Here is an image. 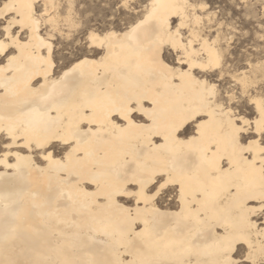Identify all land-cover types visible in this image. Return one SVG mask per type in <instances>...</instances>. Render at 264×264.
I'll use <instances>...</instances> for the list:
<instances>
[{
  "label": "bare ground",
  "instance_id": "obj_1",
  "mask_svg": "<svg viewBox=\"0 0 264 264\" xmlns=\"http://www.w3.org/2000/svg\"><path fill=\"white\" fill-rule=\"evenodd\" d=\"M44 3L49 33L40 25L23 48L9 51L16 56L11 65L0 57V145L11 143L8 128L16 135L11 149L0 148V264H222L249 254V264H260L264 145L241 151L245 138H259L254 131L234 145L227 108H205L204 120L185 122L201 105V83H214L208 77L221 72L198 67L180 78L173 69L188 58L183 49L195 53L193 63L206 66L217 60L222 65L224 51L194 26L187 36L176 35L181 23L201 20L195 5L148 0L143 14L120 31L90 28L103 43L87 42L88 51L59 70L53 33L61 35V26L75 22L53 0ZM259 72L250 66L237 80L253 85ZM243 97L252 106L249 114L232 111L254 127L264 98L253 89ZM124 105L150 115L133 112L129 125L115 113ZM199 123L202 135L194 133ZM149 177L158 180L155 188L174 183L147 202L113 194L136 192ZM230 242L235 251L226 257Z\"/></svg>",
  "mask_w": 264,
  "mask_h": 264
},
{
  "label": "rangeland",
  "instance_id": "obj_2",
  "mask_svg": "<svg viewBox=\"0 0 264 264\" xmlns=\"http://www.w3.org/2000/svg\"><path fill=\"white\" fill-rule=\"evenodd\" d=\"M188 1L195 5L194 11L199 14L201 20L199 23L194 24L190 18L186 29L181 30L183 36H187L188 28L194 26L200 36L209 37L210 40L217 39L216 43L220 48L222 47L221 50L224 49V51L222 50L223 72H221V75L232 69V72L228 73L227 76L229 83L234 84L231 80L232 75L247 70L250 66H259L260 72L257 74L255 83H253V90H256V93L260 95L258 84L261 79H264V67H261V51L264 45L259 40V33L257 32L259 18L255 9L242 7V5L248 3V0ZM53 2L62 15L69 11L70 6V16L74 20L73 23L75 22L72 28H67L66 24L64 27L61 26L63 28L61 35L53 33L54 37L57 38V40L56 38H54L55 40L52 39L53 45H55L54 61L60 70L65 63V66L69 65L88 51L85 31L88 32L90 28L101 31H120L143 14L144 6L148 0H130V7L124 10L114 7L115 0H53ZM256 2L258 3L259 0H256ZM38 4L37 6L41 7L42 0ZM61 5H64V7L61 8ZM200 6L203 8H200ZM172 22L175 25L178 19L173 18ZM221 25H223V28H221ZM41 30L44 34L49 33V26L42 22ZM168 51L167 61L173 64L175 55L171 50ZM216 73L217 70L212 72V77H208L209 80L213 81L214 79V83H216L217 75H220ZM208 75L210 74L208 73ZM217 87L218 89L225 88L226 85L217 84ZM251 107L246 98L239 97L236 107L233 109L242 110L249 114Z\"/></svg>",
  "mask_w": 264,
  "mask_h": 264
},
{
  "label": "snow or ice",
  "instance_id": "obj_3",
  "mask_svg": "<svg viewBox=\"0 0 264 264\" xmlns=\"http://www.w3.org/2000/svg\"><path fill=\"white\" fill-rule=\"evenodd\" d=\"M0 4H3V8L5 9L3 13H0V57L6 56L7 63L11 65L16 60V56L7 55V53L9 51H18L25 46L22 41H25L26 39L27 41H30L34 36H36V33L40 31L42 18H44V22H47L46 18L48 16V13L46 11H42L41 7L43 9H47L48 4L44 3L41 7H38V0H28L27 3L20 4H17L15 2L9 4L4 2V0H0ZM63 7L64 5H61V8ZM114 7H119L121 10L128 9L130 7V0H115ZM242 7L254 8L257 12L259 18V28L257 29V32L259 33V40L261 44L264 45V0H259L258 3L256 2V0H248V3L242 5ZM20 9H26L27 14L25 15L23 11H19ZM70 10L71 9L69 6V11ZM10 14L14 15H11L10 17ZM197 23H199V20H197ZM138 27L139 25H137V28ZM16 28H19V31H14V29ZM221 28H223V25H221ZM183 29H186V25L181 23V25H179L177 28L176 35L179 36L180 31ZM27 31H31L32 35L25 38L23 33ZM133 31H135V29H133ZM189 35H191V33ZM85 36L86 42H91L92 44H95L97 41H101V37L95 31H85ZM108 38V36L104 37V39ZM102 43L103 41H101V44ZM191 43V40L187 41V44ZM172 46L175 47L178 52L181 51V45L178 42H174ZM48 47L49 50H51V46ZM183 50L188 58H181L178 61L181 67L173 69L174 72L178 73L180 78L191 76L192 70L198 67L206 68L210 66L211 68H216L220 72H223V66L219 63L218 60L216 62L209 61V65L207 66L202 64L198 65L193 63L191 59V57L195 55V53H188L186 47ZM261 67H264V48H262L261 51ZM231 72L232 69H229L228 73ZM228 73H225L224 75H217L216 83L209 84L208 81H203L201 83V87L203 88V91L205 93V95L202 97L201 105L199 108L193 109L187 114L185 122L197 123V121L204 120L205 116L207 115V113L204 112L205 108H212L213 111L218 108L222 113L223 110L227 108L229 109L227 115L230 117L228 121V124L231 128L230 141L234 145L240 144V137L245 132L254 131L258 134V139L245 138L247 147L241 146L242 152L250 153L254 148L260 145H264V99H262L258 105V107L260 108V119L255 122V126L253 127V122L251 120L245 119L244 116L240 115L238 112L232 111V108L236 107L238 98L241 97V93H243L244 96H247L254 86L243 78L237 80V76L240 75L239 73L231 76V80L234 82V84L229 83L227 80ZM65 75H67V73ZM217 84H225L226 87L218 89ZM258 87L260 88L261 97H264V79L260 80ZM136 111H142L146 116L150 115L147 110L130 108L127 105H124V107L122 108L116 109L115 113L122 121L131 125V114ZM88 123L94 124L95 122L88 121ZM203 129L204 124L199 123L194 129V133L202 135ZM178 130L179 126L174 129V131ZM0 132H5V129H0ZM6 134L11 143L5 142L0 145V148L11 149L16 141L15 130L10 127L7 129ZM259 151L261 152V154H264V147H259ZM227 163L228 167L230 168L232 166L231 160L227 161ZM159 179H164V177L161 176L159 177ZM156 183H158V180H153L151 177H149L147 182L141 181L139 183L138 191L136 192L125 191L116 192L113 194L139 197L140 199H143L145 202H147L149 199H153L158 196L160 192L168 186V184L174 183V181L166 180L164 183L159 184V188H155ZM149 184L152 185L151 188L148 187ZM154 188L155 191L153 192ZM149 192H152V196L148 195ZM137 202H139V200ZM260 204L261 210L264 211V199L260 200ZM233 251H235V249L232 247V243L230 242L227 249H225L224 251V255L227 257L228 253ZM251 259V254H249L248 256L242 257L239 261L226 258L222 262V264H249ZM260 264H264V258L260 260Z\"/></svg>",
  "mask_w": 264,
  "mask_h": 264
}]
</instances>
